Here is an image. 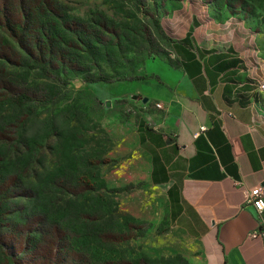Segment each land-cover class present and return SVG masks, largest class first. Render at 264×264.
<instances>
[{
	"label": "rangeland",
	"instance_id": "rangeland-1",
	"mask_svg": "<svg viewBox=\"0 0 264 264\" xmlns=\"http://www.w3.org/2000/svg\"><path fill=\"white\" fill-rule=\"evenodd\" d=\"M45 1L62 27L59 54L74 60H66L60 78L48 80L36 72L30 77L37 93L53 99L26 113L27 139L46 147L41 170L88 161L96 185L111 192L121 223L128 225L131 239L122 250L130 263L191 264L183 255L168 253L163 237L168 223L154 220L155 191L146 183L138 127L155 124L154 109H161L147 100L150 87L163 84L164 72L179 71L174 44L190 29L204 47L235 46L243 57H257L252 69L264 75V0ZM8 56L28 57L19 50ZM91 77L113 82H87ZM124 167L133 171L129 182ZM130 205L140 214L129 211Z\"/></svg>",
	"mask_w": 264,
	"mask_h": 264
},
{
	"label": "crops",
	"instance_id": "crops-1",
	"mask_svg": "<svg viewBox=\"0 0 264 264\" xmlns=\"http://www.w3.org/2000/svg\"><path fill=\"white\" fill-rule=\"evenodd\" d=\"M193 34L174 44L179 71L150 87L155 124L137 131L154 220L168 223V253L191 264H264L262 244L248 239L258 214L245 195L264 188V75L252 69L257 57ZM122 174L133 178L129 167Z\"/></svg>",
	"mask_w": 264,
	"mask_h": 264
},
{
	"label": "trees",
	"instance_id": "trees-1",
	"mask_svg": "<svg viewBox=\"0 0 264 264\" xmlns=\"http://www.w3.org/2000/svg\"><path fill=\"white\" fill-rule=\"evenodd\" d=\"M38 4L0 0V264H131L122 250L128 225L89 162L42 171L46 147L26 137L27 109L53 100L34 90L31 74L60 78L74 60L59 54L62 27L53 5ZM155 27L165 37L157 21ZM18 50L28 57L8 56Z\"/></svg>",
	"mask_w": 264,
	"mask_h": 264
},
{
	"label": "built area",
	"instance_id": "built-area-1",
	"mask_svg": "<svg viewBox=\"0 0 264 264\" xmlns=\"http://www.w3.org/2000/svg\"><path fill=\"white\" fill-rule=\"evenodd\" d=\"M260 91L264 93V83L260 84ZM245 195L248 203L255 206L258 214V228L248 236V239L260 242L264 250V188L245 191Z\"/></svg>",
	"mask_w": 264,
	"mask_h": 264
},
{
	"label": "water",
	"instance_id": "water-1",
	"mask_svg": "<svg viewBox=\"0 0 264 264\" xmlns=\"http://www.w3.org/2000/svg\"><path fill=\"white\" fill-rule=\"evenodd\" d=\"M147 101V100H146Z\"/></svg>",
	"mask_w": 264,
	"mask_h": 264
}]
</instances>
